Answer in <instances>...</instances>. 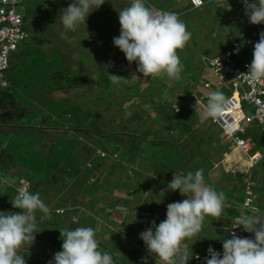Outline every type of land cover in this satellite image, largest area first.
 Instances as JSON below:
<instances>
[{
    "label": "rangeland",
    "instance_id": "obj_1",
    "mask_svg": "<svg viewBox=\"0 0 264 264\" xmlns=\"http://www.w3.org/2000/svg\"><path fill=\"white\" fill-rule=\"evenodd\" d=\"M71 2L72 0H21V3L16 7L17 13L26 14L24 28L29 33L30 37L28 39L26 38L24 43H19L17 50L11 52L8 57V69L5 73V79L7 83L10 84V88L6 89V92L11 95L13 94V106L16 112L23 110L22 113L24 114L22 117L24 122L15 123L18 121H13L12 131L16 134L15 136L19 137L18 141L13 138V143L17 145L16 148L13 146V149H17V153L14 152L13 154V152L8 151L7 156L9 155V158L12 156L11 161L15 167L18 159L22 158V166H27L28 168H25L24 171L22 169L19 170L22 174L26 173L22 180L24 183L26 182L31 186V191L39 192L40 198L50 209L49 216H45L42 212H37V218L40 220L38 231L40 232L36 234L43 237H35V241L31 246H27V248H22L20 250L21 254H25L24 258L26 264H48V262L52 260L54 254L61 251L63 237L60 238V230L81 227L80 223L85 227L92 226V220L90 219V221H88L89 218H86V211L82 210L83 215H79L80 219H76V223H72L68 214H54V207L65 208L67 204L69 206H74L78 201L74 202V199L81 198L84 200L86 197L93 203L95 201L94 195L102 194L101 192L97 193L96 189L100 186H109L113 182H109L108 184H106V182L111 180V177L116 176V174L110 175L111 173L107 172L106 174L108 176L105 181L102 180V177H98V179H96L97 181L93 183L92 170L95 164H89L90 160H88L87 153L78 152L79 149H71L68 154L63 150L61 155H54L56 153L55 146L63 145V148H68L65 144L70 143L72 139V137H70L72 134L66 127L58 130V134L55 135L53 143L46 150H44V146L34 145L31 142L32 135L39 133L36 131V127L40 126V121L52 125H55L57 121L60 123L62 122V116L54 119V114H52V111H55L57 107L64 104L60 102L61 104H58L56 107V101H63L67 104V102L70 103L76 96V99H74V102L76 101L75 104L85 101V105H82L84 110L88 113L92 111L97 112V118H93L91 115L85 118L82 116L81 123L83 125H89L90 131L93 130L97 133V135H91L94 140H89V142L94 149H100L106 154L107 158L102 159V161L106 163L105 167L107 168L114 165L113 168L115 171L121 174L125 168L128 167V165H126L127 162L133 163V160H143L144 157H149L151 154L150 146L163 145L162 143H158L157 139L155 140L156 144L152 143V141L146 142L145 140H141L143 139L141 136H139L140 138L138 136L134 138L130 137L128 141L126 137L120 135L115 138L113 137V139H109V137L112 136L110 135L111 133L131 134L134 132L135 134H139L140 132V129L136 126L137 123L135 118L132 119V117L130 118L129 116L124 120L120 118L121 112H123L120 106L121 103L129 96L134 97L136 101H140V99L144 97L143 105L146 104L147 108L153 109L158 106L157 100L168 92L167 96L175 100H170L171 102L168 104L165 103V105L162 104L163 107L160 108L162 113L160 112L161 116L159 119H168L167 122L170 124L167 125V128L169 129H174L173 125H175V128H178V142L183 139L184 135L186 137L189 133L191 134L188 139L182 140L179 144L175 143L176 145L170 146L165 154L161 151V153L158 152L159 154L155 155V162L150 161V163L154 164L156 167L160 162L163 164L154 170L156 172L155 175L163 174L167 179L170 174H172L173 177L174 173L175 175H186L188 172L194 173L198 169H203V175L205 172H208V174L211 173L215 177L217 176L215 173H219V168H216L217 170L211 169L214 163L212 161V156L214 150H221L224 146L221 142L223 139L222 132L216 124L210 122L209 118L204 117L203 111L207 102L203 103L204 106H198L194 102L189 104L191 98L188 99L189 102L186 100L187 103L180 99L183 97H192L191 94H193V91L194 96L198 99L199 95L196 92V89L199 90L198 82L203 78L213 80L210 76L207 78V70L201 58L205 59L216 55L218 52L228 47L230 42L235 39L239 40L240 43H242L241 45L246 43V47L251 53V46L247 42L248 32L250 26L253 24L248 22V17L245 15V6L239 7V16L236 17V10L231 13L233 5L235 4L233 0L229 1V5L231 6L230 11H224L221 7H218V4L219 6L223 4L218 3L216 0H204V5L198 9H190L186 5V0H145L146 5L153 6L156 10L169 11L177 14L180 20L186 24L187 30L191 33V38L183 49L177 50L181 63L184 65L181 79L178 81L174 80L177 83H173V80L169 79L167 76L156 79L151 77L144 78L143 75L137 71V64L135 62L129 64L124 54L113 44V38L120 35L118 13L122 9L128 7L131 0H105L103 5L88 16L86 26L80 24L75 32H66L62 24L61 16L64 9H66ZM73 2H75V0H73ZM257 26L261 31H264V24H258ZM65 35L67 38H65ZM241 45L240 49L233 50V58L239 61L243 60V56H241ZM109 75L123 76L126 80H121L118 84H114ZM38 78L42 83L46 82V84H44L46 90L51 89L48 92H51L50 98L52 99L46 97L47 101L45 107H50L48 110L44 108L37 109L32 106L35 102L41 105L43 101L42 97H39L41 96L40 92L39 96L37 95L36 97H31L29 93V87H33L35 83L39 81L37 80ZM16 81H18V83ZM170 82L172 85H170ZM230 91V87L225 86L222 93L227 98ZM21 94L25 96H21ZM178 96L180 98H178ZM33 101L35 102L32 103ZM172 102H177L181 109L185 106V112L181 114L182 116L180 119L173 115L170 109ZM108 104L112 106L113 110H109L105 107V105ZM130 105L133 106L134 102H131ZM143 105L138 107L139 109L142 108V111L145 109ZM30 107L33 108L30 109ZM41 107H43V105ZM53 107L54 110H52ZM91 108L99 110L95 111ZM138 108L131 107V114H136V118L140 121V126H142L144 122L147 126L148 122L146 121H149V117L145 119L144 114H141L142 111L140 115ZM143 112L150 115L148 111ZM250 112L251 110H249V113ZM110 113L112 115H110ZM113 113H116L119 118L116 119ZM84 114H86V112H84ZM15 115L16 113L14 112L13 116ZM111 116L114 117L113 127L116 128L113 130H109L110 126L105 125L106 121H112ZM33 117L37 118V120L32 124L30 122L34 120ZM100 117L102 118L100 122L101 126L97 125L98 127L91 128L92 123L98 122ZM126 119L130 121L128 125L124 124ZM143 119L145 121H143ZM79 121H81V119ZM27 123L32 124V127L30 128ZM154 124H156V122L151 121L148 123L147 127L151 128ZM124 125L126 127L120 130L121 126ZM59 126L62 125L59 124ZM129 126L133 127V129H129ZM193 129H199V131L194 133L191 131ZM67 132L68 134H66L65 137L64 135ZM2 133L8 134L6 131ZM216 135L221 137L218 143H214L213 149L203 148L204 144L201 143H206V140L213 142L212 139L215 138ZM170 136H174V133H170L169 137ZM204 136L207 138L206 140ZM65 138L67 140L66 142H64ZM75 138L76 136L73 135V139ZM1 139H3L2 136L0 137V140ZM78 139L79 137L76 140ZM115 139L118 143L124 142L123 146H120L121 148L118 150L119 162L116 160L118 164L112 160L107 162L111 156L109 148L112 147ZM196 140L197 142H195ZM4 141L5 140H3V142ZM224 143L227 142L224 141ZM7 148H9V146H7ZM83 149L84 148L81 150ZM200 149L201 151L202 149L206 151L209 157H207L204 152L199 151ZM260 149L263 151L264 145L263 149ZM251 152L252 151L249 153ZM21 153L22 156H19ZM93 157L94 156H89L91 159H93ZM243 157H245V155H243ZM23 159H25V161H23ZM217 159H219V157H217ZM148 161L149 160L146 159V162ZM75 162L77 165H75ZM70 165H73V168H69ZM263 165L264 161H260L250 169V178L248 182L253 184L255 182L254 175L257 177L261 176L257 168L260 166L263 167ZM28 166L32 168L29 169ZM13 170V178L16 179L17 170ZM100 170L101 175H104L105 171H102V169ZM130 177L135 178L133 173L130 174ZM223 179L225 180H218V182H216L217 184L212 185L217 192H223L227 199H229L228 197L238 198L242 195V193L240 194L239 187H237L239 184L234 182L236 179ZM262 179L264 180V177ZM169 180L171 181L172 179ZM160 181L161 180H154L150 185L153 193L147 194L145 198L143 196L139 202L142 210L151 213V209H153L151 206H160L163 203L169 204L176 202L172 194L179 193V191H163L167 188V185L164 187L163 184H160ZM226 181H230L234 186L230 196H227L230 190L228 191L229 184L227 185L225 183ZM115 183L116 189H126V183L123 182L122 184V180L121 182L116 181ZM132 183L135 185L134 190L140 191L147 185V180L143 176L142 179L133 181ZM34 184L38 185L36 189ZM15 185H13V189ZM249 189L252 194L257 195V203L255 202L253 204L256 206V210L260 209V211H263V186L260 182H255ZM105 192L109 194L110 191L107 190ZM15 195L16 193L13 190V195H11L12 199ZM110 197L111 196L107 198L109 202L111 201ZM82 200L79 199V201ZM90 202L87 204L86 200L83 204L88 206ZM110 208H113V206L111 205ZM0 211H2V209H0ZM14 211L21 212L20 209L13 208V212ZM248 214L260 216V219L264 221V216L261 217V215L250 212H248ZM209 219L212 221V224H217L219 220V218L211 216H209ZM160 222L161 220L158 221V223ZM86 224H89V226ZM106 225V222L101 223V229H98V227L97 230H94L96 232L98 231V234H101L104 232L105 228H111L110 224L107 227ZM253 235V233H244V237L247 238H253ZM111 236H113L112 242H116L117 240L121 241L119 236L113 234ZM211 237L215 236L213 235ZM46 240L52 241L46 242ZM106 242L105 245H109L108 248L111 250V248H113L112 243L109 241ZM105 245L102 244V246ZM102 246L99 245V249ZM117 247L118 249L122 248V245L119 244ZM188 249L191 250L192 245L188 247ZM101 251L108 252L113 257L114 264H124L125 259L123 258L122 252L120 255L118 253L112 254V252L106 250ZM131 251L133 252V250ZM204 251L205 250H195L196 253H202ZM135 254L136 257L126 256L125 258L132 259L130 260L131 264L142 263L137 259V253ZM135 254L133 252V255Z\"/></svg>",
    "mask_w": 264,
    "mask_h": 264
},
{
    "label": "clouds",
    "instance_id": "obj_2",
    "mask_svg": "<svg viewBox=\"0 0 264 264\" xmlns=\"http://www.w3.org/2000/svg\"><path fill=\"white\" fill-rule=\"evenodd\" d=\"M104 3L105 0H72L61 16L66 32H75L80 24L86 26L88 16ZM243 3L248 22L253 25L264 24V0H252L251 3L243 0ZM118 21L120 35L113 38V44L124 54L129 64H137V71L144 78L167 76L172 80L181 79L184 65L177 50L186 46L191 33L177 14L156 10L146 5L145 0H131L130 5L118 13ZM217 63L219 69V59ZM241 75L252 81H264V31L259 33V40L253 45L248 71ZM109 76L114 84L126 80L118 75ZM227 104L228 99L221 91L210 92L203 111L204 117L218 118ZM178 111L176 102L175 112ZM100 154L104 156L103 152L99 153V157H102ZM16 183L15 178L0 177V186ZM30 187L28 183H23L15 190L16 195L11 201L12 207L21 212L0 211V264H26L25 254H21L20 250L31 246L35 234L40 232L37 212L50 215V209L40 198L39 192L30 191ZM163 191H179L186 198L169 203L166 219L158 225L153 221L151 227L140 233V239L148 252L162 264H188L192 258L200 259L198 254L189 255L184 241L198 236L206 217L220 218L223 215L224 193L217 192L205 182L203 169L186 175L173 174L171 182ZM256 211L252 209L253 213ZM236 228L253 233V238L237 236L234 231ZM232 229L231 238L222 241V255L209 247L204 264H264V221L257 215L242 212ZM59 233L60 238L63 237L61 251L55 253L48 264H114L113 257L99 249L94 228H66Z\"/></svg>",
    "mask_w": 264,
    "mask_h": 264
},
{
    "label": "crops",
    "instance_id": "obj_3",
    "mask_svg": "<svg viewBox=\"0 0 264 264\" xmlns=\"http://www.w3.org/2000/svg\"><path fill=\"white\" fill-rule=\"evenodd\" d=\"M218 3H222L223 5L218 4V7H221V9H223L224 11H230L231 10V6L229 5V1L230 0H216ZM235 2V4L233 5V9L231 11L234 12V10H236L235 15L236 17H238V9L239 7H243L241 5V0H233ZM252 0H249V3H251ZM187 5V3H186ZM245 6V5H244ZM230 9V10H229ZM231 16V15H230ZM249 44V40L247 42ZM242 43H239V46L236 50L240 49V45ZM241 56H250V52L247 49V44L244 43L243 45H241ZM6 73V72H5ZM206 76L207 78L209 77L208 73L206 72ZM204 79V78H203ZM6 80V79H5ZM35 85L33 87H29V93L31 95V97H36L37 95L39 96V92L41 93L43 101L41 103V105H38L35 101H33L32 103H34L32 106L34 108L37 109H45L48 110L50 107H45L47 98L51 97V92H48L50 90H46V86L44 84H46V82H41V80L38 78ZM208 82H213V80H209V79H205ZM7 82V81H6ZM18 83V81H16ZM173 83H177L176 81L173 80ZM170 85H172V83L170 82ZM174 85V84H173ZM41 86V87H40ZM10 88V84L7 83V86L3 89H0V137L2 136L3 139L0 140V177L3 176H8V177H12L13 178V172L15 170H17L16 172V185L13 189V185H4V186H0V209H2V211L4 212H12V213H19L17 211L13 212V207L11 204L12 201V197L11 195H13V190L15 191L17 189L18 186H20L22 183H24V181L22 180V173L19 172V170L21 169V166L18 164H16V167L13 166V163L11 161V157L9 158V155L7 156V152L11 151L15 153H17V149H13V146L16 148V143H13V138H15L17 141L19 140V137L15 136L16 134L13 133L12 129H13V121H18L15 123H23L24 119H23V114L21 111L20 112H16L15 107L13 106V94L11 95L10 93L8 94L6 92V89ZM41 88V89H39ZM161 89V88H160ZM198 89H196L197 92ZM222 92V91H221ZM168 92L166 95H164L163 97H161L159 100H157L158 102V106L153 108V109H149L147 108V105H143L144 102V97H142L140 99V101H136L134 99V97H126L125 100L121 103V109L123 110V112H121V119L124 120L127 116H129L130 118L132 117L135 118L136 123H137V127L140 129L139 134H135L134 132H132L131 134H128L127 136L121 135L122 137H126V140L128 141V139L130 137L134 138L135 136H141L143 137V139L141 140H145L146 142L148 141H152V143L156 144V139L158 141V143H162L163 145H157V146H150V150H151V154L149 157L147 158H143V160L140 159H136L133 160V163H129L127 162L126 165H128V167L125 168V170L123 171V173L118 174L115 169L113 168L114 165H111L109 167H105L106 163H104L102 161V159L107 158L106 154L104 153V156L99 157V153L102 152L100 149H94L92 147V145L90 143H88L87 141H84L82 138L79 137V139L77 140L78 142L76 143V145L74 146V150L79 149L78 152H82V153H87V157L88 160H90V163H94L95 166H93V170H92V182H96L98 179V177H102V180L105 181L106 177L108 176L106 173H111L110 175H114L116 174L115 177H111V180L107 181L106 184H108L109 182H113L111 183L109 186L107 187H98L96 189L97 193L101 192L102 194H95L94 195V199L95 201L93 203H91L89 201V199H87V197L82 200L81 198H79L82 201H79V199H74L75 203L74 206H69L67 204V207H54L53 211L56 209H62L64 210V212L66 211L65 214H68V216H70V221L72 223H76V219L79 220V215H83L82 210L86 211L87 213V217L89 218L88 221H90V219L92 220V228H94L95 230L101 229V223H107L106 227L110 224V227H107L104 229V232L101 234H98L96 232V239L98 241V245L102 246L105 245L107 242L109 241L110 243H112L113 248H111V250L108 248L109 245H105L100 247L101 250H106L109 252H112V254L114 253H118V254H122L123 253V258L124 260V264H131L130 260L132 259H127L125 258L126 256H133L136 257L137 253V259L140 260L142 263H136V264H162V262L156 258L153 254H150L146 248V245L144 244L143 240L140 239V233H142L144 230H146L147 228L152 226V222L155 221V223L158 225V221H163L164 219H166V210H167V205L163 203L162 205H155V206H151V213L148 211H144L142 210L141 206L139 205V202L141 201V199L146 197L147 194H152L153 192L151 191L150 185L153 183L154 180H161L160 184H163V186L165 187L168 183H170L171 181L169 179H172V174L169 175V177L166 179L165 175L160 174V175H155L156 172L154 171L157 167L162 166L163 164L157 165V167L150 163V161L155 162V155H158L159 153H161V151L165 154L166 151L169 150L170 146L176 145L175 143L179 144L182 140L184 141L185 139H188L190 137L189 133L188 135L183 136V139L179 141V134H178V128H175V125H173L174 129H169L167 128V125L170 124L168 123V119L165 120V118H160L161 116V107L162 104L165 105L168 104L169 102H171L170 100H175L172 98H169L168 96ZM21 96H25L24 94H21ZM192 97L189 98H185L183 97L182 101H184L185 103H187L188 99L191 98V101L189 104L191 103H196L198 106L199 105H203L204 102H208V101H199L195 96H194V91L193 94H191ZM47 97V98H46ZM74 97V96H72ZM76 97V96H75ZM73 98L72 102H74ZM178 98H180L178 96ZM52 99V98H50ZM49 99V101H50ZM63 99V98H62ZM41 100V99H40ZM161 100V102H160ZM187 100V101H186ZM60 102L64 103L63 101H56V107L58 104H61ZM131 102H134V105L131 106ZM189 102V101H188ZM50 103V102H49ZM48 103V104H49ZM76 103V101L74 102ZM31 104V103H30ZM64 104L60 105L59 107H57V109L55 111H52V114H55L56 112H58L60 110V108L62 106H64ZM78 104V103H77ZM148 104V103H147ZM176 103H173L170 105V109L172 110V106H175ZM43 105V107H41ZM139 105V106H138ZM143 105V108H145L143 111H148L147 115L145 112L142 111V108L139 109L138 107H141ZM161 105V106H159ZM54 106V107H55ZM178 106V104H177ZM204 106V105H203ZM24 107V106H23ZM33 107H30L33 108ZM39 107V108H38ZM54 107L52 108V110H54ZM129 107V108H128ZM131 107H137L139 109V114L141 112V114H144V118H148L149 117V121L146 122H156V124L152 125L151 128H148V123L147 126L145 125V122L142 124V126H140V121L136 118V114L133 113L131 114ZM28 108V107H27ZM179 112L177 113H173V115H175L177 118H181V114H184L185 112V106L182 108L184 110H182L179 106ZM23 109V108H22ZM23 111V110H22ZM151 111V112H150ZM16 113L15 116H13V113ZM161 112V113H160ZM140 114V115H141ZM131 115V116H130ZM54 116V115H53ZM143 121H145L143 119ZM130 121H126L125 124H129ZM218 126V125H217ZM130 127V126H129ZM133 128V127H132ZM197 128V127H195ZM200 128V127H198ZM164 129V130H163ZM163 130V131H162ZM220 130V129H219ZM3 131H6L8 134L2 133ZM194 133L196 131H199V129H193L191 130ZM168 135H167V134ZM170 133H174V136H170ZM52 140L55 139V137L51 136ZM221 136L216 135L215 138H213V142H209V140H206L207 138H205L206 143H201L204 144L203 148H212L214 146V143H218L220 140ZM137 138V137H136ZM140 138V137H139ZM3 140H5L3 142ZM132 140V139H131ZM83 142V143H82ZM197 142V140L195 141ZM222 144L224 145L223 148L220 149H216L214 150L213 156H212V161L213 166L211 167V169L217 170L219 168V173H215L217 176H213L211 173L208 174V172H205L204 174V179L205 182L208 185H215L217 184L216 182H218V180H225L223 178H232V179H236V181H234L235 183H238L239 186V190H240V194L243 192V185L246 181H248L249 177V171L248 170V160L246 157H243V154L241 152H239L238 149H236L234 146L232 145H228L226 143H224L223 139H222ZM53 143V142H52ZM124 142L122 143H118L115 139L113 145L111 148H109V153L111 154L109 161H115L118 164V150L123 146ZM200 144V143H199ZM200 144V145H201ZM50 142L48 144L47 147L44 148H49L50 146ZM7 146H9V148H7ZM121 146V147H120ZM82 148H84L83 150H81ZM28 149V148H27ZM201 151V149L199 150ZM159 152V153H158ZM201 152H204L206 154L207 157H209V155L206 153V151H204L202 149ZM209 153L211 154V152L209 151ZM114 157H113V155ZM19 156H22V153L19 154ZM89 156H94L93 159L89 158ZM217 157H219V159H217ZM146 159H148L149 161L146 162ZM20 159H18L19 161ZM118 162H117V161ZM7 161V162H6ZM8 163V164H7ZM220 165V166H219ZM228 166V168H227ZM217 168V169H216ZM105 171V174L101 175V170ZM127 169V170H126ZM114 170V171H113ZM135 176V178L130 177V174H132ZM144 175H142V174ZM175 175V173H174ZM19 176V177H18ZM145 177L147 180V185L144 187V189H141L140 191L134 190L135 185H133V181H137L142 179V177ZM18 177V178H17ZM255 182H260V184L263 186L264 188V180L261 179H257L254 178ZM122 180V184L123 182L126 183V189H116L115 186V182L116 181H120ZM91 182V183H92ZM254 182V183H255ZM228 185V191L230 190L229 194H227V196L231 195V191H233L234 186L231 184L230 181H226L225 182ZM253 183V182H252ZM253 183V184H254ZM251 184V185H253ZM110 191L109 194L106 193L105 191ZM95 191V190H94ZM16 192V191H15ZM162 192V190H161ZM111 194V195H110ZM243 194V193H242ZM180 193H176V194H172V196H174V198L176 199L177 202V198L178 196H180ZM253 195V204L256 202L257 203V195L256 194H252ZM109 196L110 197V202L107 199ZM100 197V198H99ZM229 199L226 198L225 200V208H224V212L223 215L219 218L218 223L216 224H212L209 219V217L205 218L203 227L201 232L198 234V236H195L189 240H185L184 241V245L187 247H190L192 245V249H189V255L191 256V254L196 253L195 250H206L209 247H215L218 245V242L220 240H222L225 236H226V230L229 227V224L231 222V218L234 216L235 212H236V207L239 205L241 199H242V195H240V197H228ZM87 200V204L90 202V204L87 206L86 204H83L85 201ZM111 205L113 206V208H110ZM162 206V207H161ZM254 209H256V206L253 205ZM153 212V213H152ZM253 213V212H250ZM248 214V212H247ZM258 215H261V217L264 216V210L260 211V209H257L256 213ZM260 217V216H259ZM75 219V221H74ZM86 221V220H85ZM89 226V224H86ZM99 225V226H98ZM80 226H82V224L80 223ZM115 235V236H119L120 240H117L116 242H112V238L113 236L111 235ZM215 236V237H211V236ZM101 238V239H100ZM127 239V240H126ZM46 242H51V241H47ZM108 242V243H109ZM114 243V244H113ZM121 244L122 248L118 249V245ZM124 248V250H123ZM122 249V250H120ZM133 250V252L131 251ZM122 252V253H121ZM135 259V258H134Z\"/></svg>",
    "mask_w": 264,
    "mask_h": 264
},
{
    "label": "built area",
    "instance_id": "obj_4",
    "mask_svg": "<svg viewBox=\"0 0 264 264\" xmlns=\"http://www.w3.org/2000/svg\"><path fill=\"white\" fill-rule=\"evenodd\" d=\"M20 2L21 0H0V89L7 86L4 74L8 69L9 54L15 51L17 45L27 36L23 29V14L16 12V7ZM186 3L190 9H198L204 5V0L202 2L201 0H186ZM241 5L244 6L243 0H241ZM260 32L262 31L257 25L250 26L248 40L251 53L248 57L244 55L241 61L233 58V50L239 46L236 41H232L228 47L210 58H201L213 82L202 79L198 82L199 90H197L198 100L208 101L210 92L222 91L225 86L230 87L231 91L227 97L228 104L225 106L223 113L216 119H209L211 123L218 125L223 135V141L234 146L245 155L248 160V170L260 161H264V150L261 151L260 149H263L264 143L261 147H258L244 137L253 127L256 128L258 133L264 135V81H252L241 74L248 71V66L252 60L253 45L258 42ZM249 110H251L250 113ZM172 111L177 113L174 105ZM250 151L252 152L249 153ZM100 156H103V154H100ZM250 186L251 183L248 181L243 185L242 199L236 207L235 215L231 218L226 236L223 239L231 238L230 230H233L237 217L242 212H252V209H254ZM185 198V196L180 195L177 202ZM55 213L61 214L62 210H55ZM234 231L237 236L244 238L245 232L242 228H236ZM223 239L218 242L217 246L212 247L221 255L223 252ZM207 250L202 253H194V256L198 254L200 259L192 258L188 264H204L205 259L208 258Z\"/></svg>",
    "mask_w": 264,
    "mask_h": 264
},
{
    "label": "trees",
    "instance_id": "obj_5",
    "mask_svg": "<svg viewBox=\"0 0 264 264\" xmlns=\"http://www.w3.org/2000/svg\"><path fill=\"white\" fill-rule=\"evenodd\" d=\"M21 3V2H20ZM26 19V14H23V29H24V31L26 32V34H27V36H26V38L28 39L29 37H30V35H29V33L25 30V28H24V20ZM25 38V39H26ZM25 39L23 40V41H21V42H25ZM232 41H236L238 44L240 43V41L239 40H237V39H235V40H232ZM231 41V42H232ZM20 42V43H21ZM230 42V43H231ZM17 47H18V45H17ZM16 50H17V48H16ZM15 50V51H16ZM121 77V76H120ZM123 77V76H122ZM4 80H5V74H4ZM6 81V80H5ZM6 84H7V82H6ZM82 105H85V101L84 102H79L78 104H75L74 102H72V101H70V103H68L67 102V104L65 103L64 104V106H62L61 108H60V110L58 111V112H56V115L54 114V119H57V118H59V117H63L62 118V122L60 123V122H56V124L55 125H52V124H47V123H45V122H43V121H40V126H37L36 127V131H38L39 133L38 134H35V135H32V139H31V142L34 144V145H40V146H44V147H47L48 146V144H49V142H50V144H52V142H53V140H52V137L51 136H53V137H55V135H57L58 133V130H61V129H63V127H66V129L67 130H69V132H71V136L70 137H72V139H71V141H70V143H68V144H65V145H67L68 146V148H63V145H57V146H55L56 147V153L54 154V155H56V156H58V155H61V153H63V150L66 152V154H68V153H70V151H71V149H73L74 148V146L76 145V143L78 142L76 139L78 138V137H80V138H82L84 141H87L88 143H90L89 142V140L91 141V140H94L93 139V135H97V133L95 132V131H90V129H89V125H83L81 122H82V116H84V118L85 117H89L90 115L93 117V118H97V112H90V113H88L86 110H84L83 108H82ZM105 107H107V109H109V110H113L112 109V106L110 105V104H108V105H105ZM90 108V107H89ZM91 109H93V110H95V111H98L99 109H94V108H91ZM101 110V109H100ZM21 112H22V110H21ZM84 112H86V114H84ZM64 113V114H63ZM42 115V114H41ZM110 115H112L111 113H110ZM113 116H115L116 117V119L117 118H119V116L118 115H116V113H113ZM113 116H111V119H112V121H106L105 122V125L106 126H110V128H109V130H113V129H116L115 127H113V121H114V117ZM33 121L32 122H30V123H34V121H36L37 120V118H35V117H33ZM64 119V120H63ZM81 119V121H79ZM101 120H102V118L100 117V119L98 120V122H93L92 123V127L91 128H95V127H98V126H101V124H100V122H101ZM128 119H126V121H127ZM32 124H29V123H27V125L28 126H30V128L32 127L31 125ZM59 124L60 125H62V126H59ZM125 124V123H124ZM96 125V126H95ZM98 125V126H97ZM119 127V126H118ZM126 126L124 125V126H121V128H120V130L122 129V128H125ZM129 129H133L132 127H128ZM54 132V134H53V132ZM130 131V130H129ZM76 133H79V134H76ZM66 134H68V132L67 133H65V137H66ZM73 135L74 136H76V138L75 139H73ZM92 135V136H91ZM110 135H112V136H110L109 137V139H113V137L115 138L116 136H118V135H124V136H127L128 134H122V133H117V134H113V133H111ZM70 137H69V139H70ZM244 137L246 138V139H248L252 144H255V145H257L258 147L260 146H262L263 145V143H264V135L262 134V133H258V131L256 130V128L255 127H253V128H251L245 135H244ZM67 140H66V138L64 139V142H66ZM115 141V140H114ZM91 144V143H90ZM47 148H44V150H46ZM55 156V157H56ZM22 159V158H21ZM21 159L18 161V164L21 166V169L24 171L25 170V168H27V166L26 167H23L22 166V164H21ZM23 161H25V159H23ZM75 165H77L76 164V162H75ZM79 166V165H78ZM29 167V166H28ZM32 167H29V169H31ZM69 168H73V165H70V167ZM20 169V170H21ZM28 169V168H27ZM33 171V170H32ZM257 171L259 172V175H261L260 177H257L256 175H254V177L255 178H257V179H260L261 177L263 178L264 177V165H263V167L262 166H260L259 168H257ZM25 172H27V171H25ZM74 172H76V171H74ZM74 172H73V174H74ZM257 173V172H256ZM24 174H26V173H23L22 174V177L23 176H25ZM34 183V182H33ZM23 185V183L21 184V186ZM35 185V189L37 188V184H34ZM30 191H31V188H30ZM33 191V190H32ZM179 197V196H178ZM178 199V198H177ZM56 210H62V209H56ZM67 211V210H66ZM66 211L64 212V210H62V213L61 214H57V213H55V210H54V214H57V215H66L65 213H66ZM235 215V214H234ZM38 236H40V235H38V234H35V237H37V238H39ZM43 236H40V238H42ZM50 241H52V240H50Z\"/></svg>",
    "mask_w": 264,
    "mask_h": 264
}]
</instances>
